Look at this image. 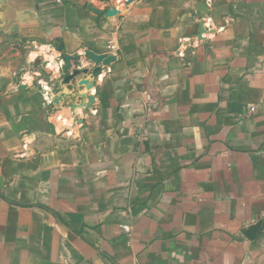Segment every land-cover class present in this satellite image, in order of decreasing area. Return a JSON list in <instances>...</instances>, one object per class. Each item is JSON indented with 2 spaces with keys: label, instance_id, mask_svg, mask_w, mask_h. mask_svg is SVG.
Masks as SVG:
<instances>
[{
  "label": "crops",
  "instance_id": "1",
  "mask_svg": "<svg viewBox=\"0 0 264 264\" xmlns=\"http://www.w3.org/2000/svg\"><path fill=\"white\" fill-rule=\"evenodd\" d=\"M0 181V264H264V0H0Z\"/></svg>",
  "mask_w": 264,
  "mask_h": 264
},
{
  "label": "water",
  "instance_id": "2",
  "mask_svg": "<svg viewBox=\"0 0 264 264\" xmlns=\"http://www.w3.org/2000/svg\"><path fill=\"white\" fill-rule=\"evenodd\" d=\"M114 13L113 11H108V14H112ZM88 55L90 56V58L92 59V61L95 62V64H99L101 62H105L108 61L110 57H107L106 54L102 53V54H95L92 52H89ZM70 57L69 56H65L64 60L67 61ZM2 183L0 181V187H1ZM259 224H256L255 227H253L252 231L250 233H252L253 231L257 230Z\"/></svg>",
  "mask_w": 264,
  "mask_h": 264
},
{
  "label": "built area",
  "instance_id": "3",
  "mask_svg": "<svg viewBox=\"0 0 264 264\" xmlns=\"http://www.w3.org/2000/svg\"><path fill=\"white\" fill-rule=\"evenodd\" d=\"M109 46L111 49L115 48V44L112 41L109 42Z\"/></svg>",
  "mask_w": 264,
  "mask_h": 264
},
{
  "label": "bare ground",
  "instance_id": "4",
  "mask_svg": "<svg viewBox=\"0 0 264 264\" xmlns=\"http://www.w3.org/2000/svg\"><path fill=\"white\" fill-rule=\"evenodd\" d=\"M204 22H205V21H204ZM56 54H57V53H56ZM54 55H55V54H54ZM52 56H53V55H52ZM48 57H49V56H48ZM51 59H52V58H51ZM48 60H49V59H48ZM57 66H58V65H57ZM85 84H86V83H85ZM88 86H89V85H88ZM89 87H90V86H89ZM89 87H88V88H89ZM84 88H85V86H84ZM93 88H94V87H93ZM63 116H64V115H63ZM63 116H62V117H63ZM54 119H55V118H54ZM63 119H65V117H64ZM64 123H65V122H64ZM67 123L69 124V122H67ZM69 128H70V127H69ZM75 132H76V130H75ZM75 132H74V133H75ZM75 135H77V134H75Z\"/></svg>",
  "mask_w": 264,
  "mask_h": 264
}]
</instances>
